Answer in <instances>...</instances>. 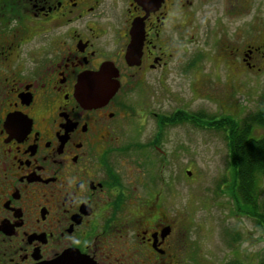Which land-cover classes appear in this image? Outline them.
<instances>
[{
    "label": "flooded vegetation",
    "instance_id": "flooded-vegetation-1",
    "mask_svg": "<svg viewBox=\"0 0 264 264\" xmlns=\"http://www.w3.org/2000/svg\"><path fill=\"white\" fill-rule=\"evenodd\" d=\"M198 33L225 40L229 85L264 73V0H0V264H193L178 181L162 171L171 130L198 111L154 99ZM103 65L117 89L82 104L79 77Z\"/></svg>",
    "mask_w": 264,
    "mask_h": 264
},
{
    "label": "rangeland",
    "instance_id": "rangeland-1",
    "mask_svg": "<svg viewBox=\"0 0 264 264\" xmlns=\"http://www.w3.org/2000/svg\"><path fill=\"white\" fill-rule=\"evenodd\" d=\"M199 13L197 22L201 27L202 15L205 18L208 13L205 9ZM240 22L231 19L229 25ZM199 29L207 34L208 27ZM205 34L198 33L193 42L181 43L178 53L167 65L164 86L159 87L163 92L154 99L155 103L167 110L181 107L214 115L230 112L238 118L254 113L264 99V73L247 75L241 90L229 85L232 83L225 82L224 69L236 67L235 60L227 59L226 43L220 35ZM142 132L141 137L146 131ZM171 133L177 141L171 139L166 146L162 174L165 180L178 181L176 201H180L183 228L189 232L193 264H225L232 258H240L239 251L245 256L258 250L264 252L263 231L255 219L237 210L232 197L234 178L228 167L223 132L182 123ZM174 141L181 144L180 153H174ZM259 184L258 198L263 200L264 177ZM237 249L234 256L227 254Z\"/></svg>",
    "mask_w": 264,
    "mask_h": 264
},
{
    "label": "trees",
    "instance_id": "trees-1",
    "mask_svg": "<svg viewBox=\"0 0 264 264\" xmlns=\"http://www.w3.org/2000/svg\"><path fill=\"white\" fill-rule=\"evenodd\" d=\"M194 124L223 132L228 149V167L233 172L231 188L237 210L255 219L264 234V199L258 198L260 179L264 177V99L254 113L243 118L198 112ZM225 264L240 263L233 260ZM261 264H264V259Z\"/></svg>",
    "mask_w": 264,
    "mask_h": 264
},
{
    "label": "water",
    "instance_id": "water-1",
    "mask_svg": "<svg viewBox=\"0 0 264 264\" xmlns=\"http://www.w3.org/2000/svg\"><path fill=\"white\" fill-rule=\"evenodd\" d=\"M134 39H136L135 36H133ZM139 48L140 42L131 41L126 51V58H138ZM112 68L115 67L113 65H103L98 71L79 77L76 92L82 104L94 106L101 101L107 100L115 92L118 87V82L109 79V72ZM62 258L60 257V260L54 264H62Z\"/></svg>",
    "mask_w": 264,
    "mask_h": 264
}]
</instances>
